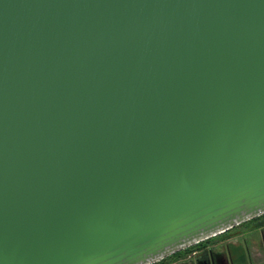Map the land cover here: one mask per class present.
<instances>
[{
    "label": "water",
    "instance_id": "water-1",
    "mask_svg": "<svg viewBox=\"0 0 264 264\" xmlns=\"http://www.w3.org/2000/svg\"><path fill=\"white\" fill-rule=\"evenodd\" d=\"M264 213V0H0V264H147Z\"/></svg>",
    "mask_w": 264,
    "mask_h": 264
},
{
    "label": "flooded vegetation",
    "instance_id": "flooded-vegetation-1",
    "mask_svg": "<svg viewBox=\"0 0 264 264\" xmlns=\"http://www.w3.org/2000/svg\"><path fill=\"white\" fill-rule=\"evenodd\" d=\"M147 264H264V213Z\"/></svg>",
    "mask_w": 264,
    "mask_h": 264
},
{
    "label": "trees",
    "instance_id": "trees-1",
    "mask_svg": "<svg viewBox=\"0 0 264 264\" xmlns=\"http://www.w3.org/2000/svg\"><path fill=\"white\" fill-rule=\"evenodd\" d=\"M176 253H178V252H176Z\"/></svg>",
    "mask_w": 264,
    "mask_h": 264
}]
</instances>
